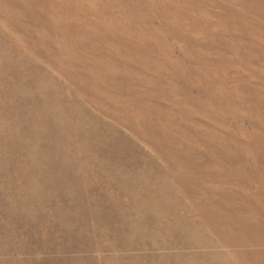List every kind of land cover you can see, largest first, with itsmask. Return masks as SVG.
Masks as SVG:
<instances>
[{
  "label": "rangeland",
  "instance_id": "obj_1",
  "mask_svg": "<svg viewBox=\"0 0 264 264\" xmlns=\"http://www.w3.org/2000/svg\"><path fill=\"white\" fill-rule=\"evenodd\" d=\"M0 264H264V0H0Z\"/></svg>",
  "mask_w": 264,
  "mask_h": 264
}]
</instances>
